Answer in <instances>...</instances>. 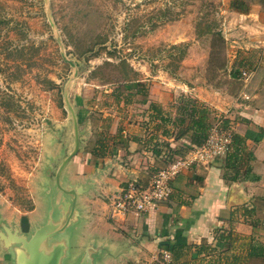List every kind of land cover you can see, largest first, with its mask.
<instances>
[{
  "label": "rangeland",
  "instance_id": "obj_1",
  "mask_svg": "<svg viewBox=\"0 0 264 264\" xmlns=\"http://www.w3.org/2000/svg\"><path fill=\"white\" fill-rule=\"evenodd\" d=\"M216 2L0 0V233L11 224L27 236L32 226L51 212L53 194L59 190L55 176L75 146L73 116L78 132L75 154L81 150L110 154L106 152L112 145L111 118H130L139 134L144 125L137 118L148 111L162 124V130L169 129L161 136L165 154L171 149L169 144H174L175 151L160 167L179 157L177 151L187 144L189 133L177 138L186 122L174 124V120L182 116V106L205 105L198 90L192 89L185 62L196 59L199 63L194 69L203 70L209 43L202 40L199 47L188 51L192 41L181 39V25L187 24L173 21L191 18L190 26L200 34L217 30ZM213 46L221 60L228 62L224 44L216 40ZM218 60L213 63L220 64ZM208 63L214 66L210 57ZM173 80L183 83L184 89L174 91ZM151 87L162 94L164 103L149 98ZM213 118V123L224 119L215 114ZM227 126L231 128L229 123ZM118 142L122 145L123 140ZM263 149L259 144L262 151L248 161V176H261L254 188L260 195H264ZM224 157L213 156L209 163ZM255 218L264 223V216ZM88 225L67 229H72L68 236L71 257L64 264L76 263L84 241L91 236ZM259 237L264 239V235ZM239 238L246 248L248 240ZM0 258L11 263L10 248H4L1 241ZM253 264H264V258Z\"/></svg>",
  "mask_w": 264,
  "mask_h": 264
},
{
  "label": "crops",
  "instance_id": "obj_2",
  "mask_svg": "<svg viewBox=\"0 0 264 264\" xmlns=\"http://www.w3.org/2000/svg\"><path fill=\"white\" fill-rule=\"evenodd\" d=\"M216 5L217 30L228 57L222 66H209L211 33H196L188 17L173 21L187 24L181 25V39L192 41L188 51L199 47L202 40L209 43L204 50L203 70L196 71L194 66L199 62L188 59L187 74L201 101L215 115L227 118L230 130L244 136L247 149L258 157L262 151L258 150L259 144L264 147L260 130L264 128V0H217ZM171 85L177 92L185 87L179 80H173ZM151 88L149 98L164 103L162 94ZM111 119L112 145L106 152L110 154L81 150L67 161L60 176L62 188L77 184L88 188L76 197L80 218L75 227H86L89 220L86 229L91 236L84 246L93 243L100 247L95 264H153L156 260L164 264L167 252L170 264L259 262L258 257H247V253L255 239L264 241L259 237L264 235V223L255 218L264 216V195L254 192L261 176L228 182L222 176L221 159L184 169L171 182L166 202L138 214L111 215V197L123 182L137 179L145 183L151 178L149 172L160 168L165 154L160 144L162 124L155 122V115L147 111L138 116L144 125L139 134L130 118ZM58 189L53 194L54 205L67 197L59 186ZM243 236L248 240L246 248L238 242ZM4 256L7 258V253ZM0 264L9 263L0 258Z\"/></svg>",
  "mask_w": 264,
  "mask_h": 264
},
{
  "label": "water",
  "instance_id": "obj_3",
  "mask_svg": "<svg viewBox=\"0 0 264 264\" xmlns=\"http://www.w3.org/2000/svg\"><path fill=\"white\" fill-rule=\"evenodd\" d=\"M62 56L71 66H75L72 60L67 59L65 55ZM73 120L76 139L74 150L63 159L55 176L57 186L67 197L61 198L60 203L52 205L53 208L46 220L33 225L27 236L17 232V226L8 224L5 227L6 229L0 233V241L4 248H10V264H64V261L71 257L68 236H71L72 229L69 231L67 229L71 226L75 227L80 218L79 211L75 207L78 193L88 189L78 184L62 188L60 183L64 165L78 150L77 121L74 116ZM54 215L57 217L54 218ZM99 248L93 243L87 244L78 255L75 264H95Z\"/></svg>",
  "mask_w": 264,
  "mask_h": 264
},
{
  "label": "built area",
  "instance_id": "obj_4",
  "mask_svg": "<svg viewBox=\"0 0 264 264\" xmlns=\"http://www.w3.org/2000/svg\"><path fill=\"white\" fill-rule=\"evenodd\" d=\"M232 132L222 128L220 122L211 128L206 141L194 146L183 156L175 158L168 165L158 168L145 183L137 179L127 180L111 197L109 208L112 214L141 213L169 200L171 182L184 169L194 164H207L211 157L226 155L230 149ZM170 254H164V264H170Z\"/></svg>",
  "mask_w": 264,
  "mask_h": 264
},
{
  "label": "trees",
  "instance_id": "obj_5",
  "mask_svg": "<svg viewBox=\"0 0 264 264\" xmlns=\"http://www.w3.org/2000/svg\"><path fill=\"white\" fill-rule=\"evenodd\" d=\"M220 31L218 30H213L210 33L212 34V44H211V53H210V63L216 66H222L225 64L224 61L221 60L219 56V50L213 46L214 41L218 40L220 44H224V41L221 38V35L219 33ZM216 59H220L221 62L220 64H214ZM218 60V61H220ZM126 86V84H125ZM140 92H143L144 90L141 88L137 89ZM146 94V92L144 93ZM181 100V98H180ZM155 105H153L154 107ZM155 110L157 109L156 106L154 107ZM182 111L181 114L182 116H178L174 120L175 123H183L184 121L186 122L184 131L181 132L177 138L182 137L183 134H188L189 133V140H187V144L184 145L181 149L180 152L177 151V154L179 153V157L183 156L188 150H190L194 146H200L202 145L211 130V128L214 126L215 123H213L214 120V111L208 107L207 105H200L199 107L192 105L191 108H188V106H182ZM159 110V109H158ZM164 119V118H162ZM166 120V118L164 119ZM228 119L224 118L220 122V126L222 128H228L227 126ZM229 129V128H228ZM261 132L264 134V128H260ZM169 129L164 128L163 132L168 133ZM232 132V140L230 144V149L225 155L222 163V168H223V178L224 180L231 182V181H236V180H241V179H246L248 178V173L251 170V166L249 165V160L253 158V153L247 149L246 147V139L244 136ZM169 147H171L169 145ZM174 147H171L168 153L164 154V161L167 162V158L170 157L168 155L169 153L171 154ZM250 247V251L247 253V257H258L264 258V241L257 239L256 243H253ZM153 264H163L160 261H154Z\"/></svg>",
  "mask_w": 264,
  "mask_h": 264
}]
</instances>
